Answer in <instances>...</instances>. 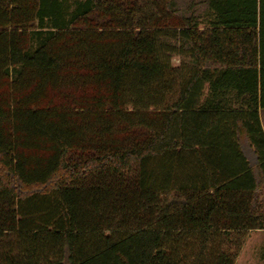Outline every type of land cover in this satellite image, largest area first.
<instances>
[{"label":"trees","instance_id":"trees-1","mask_svg":"<svg viewBox=\"0 0 264 264\" xmlns=\"http://www.w3.org/2000/svg\"><path fill=\"white\" fill-rule=\"evenodd\" d=\"M259 109L264 0H0V264H236Z\"/></svg>","mask_w":264,"mask_h":264},{"label":"rangeland","instance_id":"rangeland-1","mask_svg":"<svg viewBox=\"0 0 264 264\" xmlns=\"http://www.w3.org/2000/svg\"><path fill=\"white\" fill-rule=\"evenodd\" d=\"M173 63L178 64L179 59H173ZM236 264H264V235H248Z\"/></svg>","mask_w":264,"mask_h":264},{"label":"crops","instance_id":"crops-1","mask_svg":"<svg viewBox=\"0 0 264 264\" xmlns=\"http://www.w3.org/2000/svg\"><path fill=\"white\" fill-rule=\"evenodd\" d=\"M259 113H260V116H261L262 125L264 127V111H262L261 109H259ZM242 142L244 144V147L243 148H244L245 152L248 154V156H250L251 158H254L256 156L255 153H253L254 147H251L249 145L250 143H249V141L247 139H245ZM254 233H260L261 235H264V230H250L249 233H248V235H252ZM243 248H244V246H243ZM243 248H242V250H243ZM242 250H241L239 256L241 255ZM239 256H238V258H239ZM238 258H237V260H238Z\"/></svg>","mask_w":264,"mask_h":264}]
</instances>
